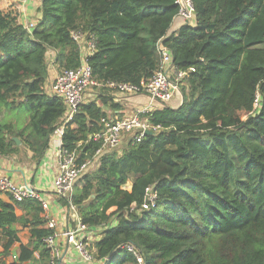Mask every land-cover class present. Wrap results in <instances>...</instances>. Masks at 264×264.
Listing matches in <instances>:
<instances>
[{
	"label": "trees",
	"instance_id": "trees-1",
	"mask_svg": "<svg viewBox=\"0 0 264 264\" xmlns=\"http://www.w3.org/2000/svg\"><path fill=\"white\" fill-rule=\"evenodd\" d=\"M194 20L170 32L175 0H41L39 19L28 30L0 11V112L24 110L17 127L0 120V156L32 153L38 163L64 115L49 95L47 53L60 72L81 64L71 33L92 42L86 58L100 87L64 126L61 150L76 164L97 159L76 182L70 201L80 222L100 232L93 243L100 264H264V0H192ZM157 45L187 72L177 108L140 115L156 131L139 143L126 134L121 152L104 150L105 109L120 108L106 84L140 86L160 67ZM192 70V71H190ZM258 96V106L254 101ZM14 138H18L17 145ZM156 199L141 209L146 189ZM13 204L31 215L30 240L18 261L47 264L49 250L36 200ZM0 201L4 255L18 237L14 205ZM134 206V210L130 211ZM26 224L27 222H22Z\"/></svg>",
	"mask_w": 264,
	"mask_h": 264
},
{
	"label": "built area",
	"instance_id": "built-area-1",
	"mask_svg": "<svg viewBox=\"0 0 264 264\" xmlns=\"http://www.w3.org/2000/svg\"><path fill=\"white\" fill-rule=\"evenodd\" d=\"M28 0H0V11L2 8L10 7L12 3L26 4ZM178 7L177 17L180 18L184 24L191 25L194 20V8L192 0H175ZM30 30L33 23L23 25ZM72 40L83 49L87 43L88 47L93 51L92 42H87L84 35L79 31L71 33ZM157 50L160 54V67L154 72L153 76L146 83L141 82L140 86H132L130 84H113L109 83L106 86L115 92L137 95L143 94L149 97L151 104L165 106L172 100L176 93H179V87L182 81L187 76V72H178L172 64L171 53L161 45H157ZM87 57L81 58V64L78 68L66 70L58 73L50 84L48 94L62 100L65 106L62 122L57 128V135L55 140L51 141L57 149V175L53 181L52 190L58 199L70 201L73 188L83 173L88 171L92 166V161L82 165L76 164V157L73 154L61 150V137L63 135L64 126L72 121L73 116L77 112L79 106L86 101V97L90 94L94 95L96 88L100 85L92 79L91 69L86 60ZM192 71V70H190ZM91 91V92H90ZM96 95V94H95ZM258 96L254 101L255 107L258 106ZM151 106L149 107V109ZM149 110L135 111L131 116L121 118L120 120L107 119L101 120L104 124L103 132L95 136V140L102 143L100 154L104 150H117L124 143L126 134H133L132 140L139 143L148 132L156 131L158 127H151L146 121L140 118V115ZM0 195L8 196L12 201L22 202L24 200H36L42 208V211L47 210L46 201L42 200L40 196L27 185L16 184L11 178L6 175H0ZM156 199V194L153 187L146 189L145 202L141 209H148L152 206ZM70 210L76 213V207L69 205ZM134 210V206L130 211ZM45 226L52 230L53 234L45 239L43 242L49 250V260L47 264H60L61 251L59 248V238L66 239L68 244L73 245L75 251L78 253L81 261L84 264H100L94 260L93 250L90 249L91 234L96 230H92L80 221L75 230H68L64 233L56 232L57 223L54 219H47ZM105 226L97 229L102 231ZM85 234V235H84ZM127 250L135 257L138 264H142V258L138 251L132 245L126 246Z\"/></svg>",
	"mask_w": 264,
	"mask_h": 264
},
{
	"label": "crops",
	"instance_id": "crops-1",
	"mask_svg": "<svg viewBox=\"0 0 264 264\" xmlns=\"http://www.w3.org/2000/svg\"><path fill=\"white\" fill-rule=\"evenodd\" d=\"M41 5V0H28L26 4L12 3L10 7L2 8L3 12H11L17 17L18 23L25 25L28 23H35L39 19V7ZM184 22L176 17L172 24L170 32L176 31ZM80 56L88 57L93 51L88 47L87 43L84 45L83 49H79ZM54 53L49 51L47 53V59L49 62V75L45 84V91L48 93L49 87L55 76L59 73L53 63ZM113 101L115 104L119 105L120 108L116 111L105 109L108 119L120 120L124 117L131 116L135 111L141 110H151L155 108H161L160 105L151 104L149 97L143 94H123L118 93L113 90ZM97 94L94 92V95ZM93 94L87 96L86 101L92 100L94 98ZM182 102V96L179 93H176L172 100L167 103L165 106L171 108H177ZM151 108L149 109V107ZM164 107V106H163ZM5 121V120H1ZM26 122V120H25ZM24 122V123H25ZM62 118L60 119V124ZM23 123V124H24ZM15 125L14 123H12ZM16 126V125H15ZM56 132L51 136L49 147L45 152L44 156L38 163L32 161V153L27 149H22L18 155L2 157L0 156V175H6L11 178L16 184L27 185L32 188L42 200L47 203V210L41 211L39 217L44 221V229H47L45 226L47 219H54L57 223L56 232L61 235L68 230H75L80 221L77 212L73 213L68 206H64L61 203V200L53 193L52 185L53 181L57 175L58 163H57V149L51 145V141L55 140ZM18 139V138H17ZM19 140V139H18ZM118 153L121 152V147L117 149ZM101 154V153H100ZM98 154V156L100 155ZM98 157H95L92 163L97 165ZM0 201L4 203L13 204V201L6 195H0ZM14 205V204H13ZM15 216L19 219L13 228L16 231L18 242L14 243L8 250L9 254L4 255L3 246L0 244V264H41L38 261V255L35 254V259L20 263L18 258L20 256V247L26 246L30 240V213L24 209L14 205ZM22 222H27L23 224ZM49 230V229H48ZM100 232L96 230L90 239L89 242L91 247L93 243L97 242L100 239ZM85 235V234H84ZM59 248L61 251V260L60 264H84L78 253L75 251L73 245L68 244L66 239L59 238ZM92 249V248H91Z\"/></svg>",
	"mask_w": 264,
	"mask_h": 264
},
{
	"label": "rangeland",
	"instance_id": "rangeland-1",
	"mask_svg": "<svg viewBox=\"0 0 264 264\" xmlns=\"http://www.w3.org/2000/svg\"><path fill=\"white\" fill-rule=\"evenodd\" d=\"M91 92V91H90ZM5 120L4 122L14 123L17 127H21L25 120L27 119V114L24 110H9L2 109L0 112V120ZM95 168V164L92 163L90 170ZM90 245V249H91Z\"/></svg>",
	"mask_w": 264,
	"mask_h": 264
},
{
	"label": "water",
	"instance_id": "water-1",
	"mask_svg": "<svg viewBox=\"0 0 264 264\" xmlns=\"http://www.w3.org/2000/svg\"><path fill=\"white\" fill-rule=\"evenodd\" d=\"M150 132H148L147 134H149ZM14 141H15V143L17 144V145H20V141L17 139V138H14L13 139Z\"/></svg>",
	"mask_w": 264,
	"mask_h": 264
}]
</instances>
